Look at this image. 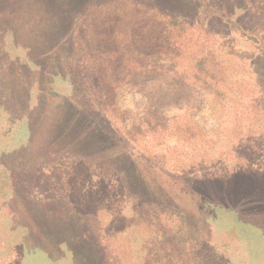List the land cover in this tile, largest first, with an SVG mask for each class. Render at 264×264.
I'll list each match as a JSON object with an SVG mask.
<instances>
[{
	"label": "trees",
	"instance_id": "trees-1",
	"mask_svg": "<svg viewBox=\"0 0 264 264\" xmlns=\"http://www.w3.org/2000/svg\"><path fill=\"white\" fill-rule=\"evenodd\" d=\"M82 1L47 0L46 11L55 22L41 33L21 21H12L21 26L14 31L5 6L0 7V195L14 200L28 196L32 183L60 179L61 184L68 166L71 176L87 179L82 186L97 193L103 188L109 195L122 192L126 200L148 195L144 204L156 211L153 218L164 226L171 218L178 229L167 241L158 237L166 232L149 233L156 254L145 239L139 247L130 239H115L110 243L114 250L104 249L105 264H225L214 252L201 259L185 255L186 249H180L183 225L169 212L177 216L183 208L189 213L192 200L207 185L218 181L225 186L264 169V128L253 124L231 132L197 106L202 93L218 104L236 91V83H220L229 77V58L243 56L235 49V37L220 40L201 22L154 3L108 0L112 32L99 34L105 39L91 46L92 30L80 33L77 22L81 6L94 3ZM249 20L259 32L255 19ZM144 136L164 144L163 155L144 144ZM223 136H235L238 143L214 150L218 140H227ZM127 142L176 175L162 179ZM48 164L60 170L53 172L55 179L45 170L51 169ZM157 185L164 195L154 194ZM133 231L144 235L139 227ZM162 251L167 253L164 261Z\"/></svg>",
	"mask_w": 264,
	"mask_h": 264
},
{
	"label": "rangeland",
	"instance_id": "rangeland-1",
	"mask_svg": "<svg viewBox=\"0 0 264 264\" xmlns=\"http://www.w3.org/2000/svg\"><path fill=\"white\" fill-rule=\"evenodd\" d=\"M46 1L0 0V7L5 6L6 20L10 21L14 31L21 26L12 21H21L32 27L31 32L41 33L48 31L50 24L55 22L51 19L53 13L46 11L49 6ZM143 1L154 3L190 21L201 22L206 30H210L220 40L235 37V49L243 56L229 58L232 59L228 62L229 77L220 83H236V91L228 93L218 104H214L207 93H202L197 106L201 114L212 112L213 120L231 132L245 130L253 124L257 130L264 128V110H261L264 107V25L260 24L264 22V0H203L206 6L199 3L202 0ZM86 3L94 4L81 6L77 31L87 33V28L91 29L92 34L88 37L94 35V41L89 44L95 46L105 39L100 38L99 34L112 32V26L108 23L113 17L109 16L110 11L106 6L108 0L80 2L81 5ZM249 19H255L259 32L251 29ZM250 24L256 25L253 22ZM240 108L242 110L238 111ZM147 136L143 137V143L148 142L159 155H163L160 148L164 144L156 145V140ZM168 136L171 139L172 136ZM223 138L227 140H218L214 150L233 148L238 143L235 136ZM127 144L135 155L144 157L148 167L162 179L166 175L171 179L176 175L137 145L131 142ZM55 153L57 150L52 151V154ZM45 166L46 163L43 168ZM48 167L51 169L45 170L55 179L57 174L53 172L57 169L60 172L59 168L54 169L53 164H48ZM72 170L69 171L66 166L61 184L58 183L60 179L47 185H31L28 182L31 185L27 191L30 201L27 195L14 200L0 195V264H105L104 249L108 246L114 250L110 243L115 239L119 242L130 239L134 247H139L145 239V246L156 254L152 251L154 236H149V233L166 232V235L160 234L158 237L167 241L172 232L178 231L174 230L171 218H168L166 226L153 218L156 211L150 212L144 204L146 200L143 198L148 200V195L141 199L126 200L122 192L109 195L107 189L103 188L97 193L82 186L87 179L71 176ZM259 176L261 178H257ZM198 192L197 198L192 200V210L188 209L189 213L183 208H178L180 212L177 216L169 212L170 217L172 215L176 219L175 222L183 225L181 232L184 239L180 249H186L185 255L191 253L201 259L208 253L212 256L214 252L225 264H264V169H259L253 177L244 176L225 186L216 181ZM154 194L164 195L165 189L157 185ZM61 197L67 201L62 203ZM136 227L143 230L144 235L133 231ZM161 259H168L164 251ZM193 260L188 259L189 262Z\"/></svg>",
	"mask_w": 264,
	"mask_h": 264
}]
</instances>
